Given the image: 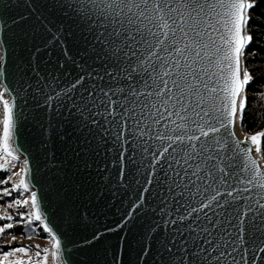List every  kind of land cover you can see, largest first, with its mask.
<instances>
[{"label":"snow or ice","instance_id":"6c2138e0","mask_svg":"<svg viewBox=\"0 0 264 264\" xmlns=\"http://www.w3.org/2000/svg\"><path fill=\"white\" fill-rule=\"evenodd\" d=\"M24 5L29 12L11 21L0 9V35L5 37L0 38V159L6 161L0 169L15 168L20 158L16 140L27 99H36L48 112L52 101L59 100L52 114L64 108L80 118L78 126L90 133L85 147L119 128L114 138L132 144L131 157L147 159V165H141L148 170L143 191L155 188L172 226L171 236L157 250L159 260L152 257L154 264H264V165L244 155L255 151L264 159V131L243 140L234 131L238 121L244 126L247 92L254 80L244 55L253 39L247 29L255 0H24ZM45 12L86 21L81 74L59 90L32 76L42 46L29 45L28 39L35 40L37 29L48 31L41 21ZM8 39L14 40L10 54L4 47ZM61 55L75 63L66 49ZM261 89L253 93L257 99L264 97V85ZM241 143L252 147L242 150ZM120 157L123 161L122 150ZM30 171L25 158L19 171L0 181L8 184L20 177L14 189L0 196L21 189L28 193V199L17 196L6 207H25V212L17 211L14 223L28 227L38 222L26 237L38 236L42 226L51 247H18L0 255V264H32L33 248L38 262L47 264L49 255L62 260V237L42 208L43 197L34 190ZM118 175L123 179V164ZM52 179L55 186L60 177L54 174ZM4 218L13 221L14 215ZM127 219L95 231L84 243L95 245L125 227ZM14 223L0 225V237ZM150 251L145 243L138 264ZM110 264H124L121 246Z\"/></svg>","mask_w":264,"mask_h":264},{"label":"water","instance_id":"95a60500","mask_svg":"<svg viewBox=\"0 0 264 264\" xmlns=\"http://www.w3.org/2000/svg\"><path fill=\"white\" fill-rule=\"evenodd\" d=\"M0 9H4L3 18L7 21L29 12L24 0H0ZM71 11L69 8L68 12ZM44 16L48 19H44ZM41 21L48 31L37 29L35 40L28 39L29 45L35 43L42 46L41 54L34 61L36 71L32 76L44 78V83L51 82L52 87L59 90L81 74L79 65L85 63L81 56L86 58L83 40L87 34L86 21H77L71 15L62 16L61 12L55 16H48L45 12ZM31 23H35V20H31ZM53 35L57 39H53ZM0 38L5 37L0 35ZM45 40L49 43L45 44ZM10 44L14 45V40L8 39L4 46L8 54L12 51ZM249 46L244 55V64ZM45 49L51 50V54L45 55ZM63 49L67 50L69 57L74 58L75 63L61 55ZM16 51L19 53V49ZM91 63L89 60L88 64ZM61 64L63 68L59 66ZM88 70L85 66L84 72ZM32 82L35 84V79ZM57 103L59 100H53L52 111L48 112L45 111L46 106H37V100L29 97L22 105L16 140V147L20 150L17 162L23 165L27 158L34 190L38 197H43L42 208L53 229L62 237V260L54 261V264H110L117 246L122 247L124 264H138L145 243L151 247V251L139 264H154L152 257L159 260L157 250L171 236L172 226L168 222L169 216L165 215L168 209L161 210L160 197L155 188L149 186L147 192L143 191L148 170L141 165H147V159L131 157L132 144H122L121 140L114 138L119 128H114L105 138L97 136L90 147H85L86 138L90 139L89 131L82 130L78 126L80 118L64 108L53 115ZM96 127L93 126V131ZM234 131L239 140L247 136L242 133L239 121ZM127 136L128 129L125 127L124 137ZM239 147L243 150L252 145L241 143ZM121 150L124 153L123 161ZM244 155L246 159L255 158L264 165V160L255 151L250 157L247 153ZM122 164L123 179L118 175ZM54 174L60 177L55 186L52 179ZM126 216L125 227L107 233L95 245L84 243L95 231L114 228ZM42 230L45 232L43 227ZM122 234L124 242L121 245Z\"/></svg>","mask_w":264,"mask_h":264},{"label":"trees","instance_id":"16d2710c","mask_svg":"<svg viewBox=\"0 0 264 264\" xmlns=\"http://www.w3.org/2000/svg\"><path fill=\"white\" fill-rule=\"evenodd\" d=\"M256 6L251 10V21L249 24L248 32L252 35L253 39L247 51L250 55L247 66L250 67L253 64H259L264 58V0H255ZM254 53V54H253ZM253 74V82L248 88V105L243 114V127L241 131L243 134H258L264 131V97L257 99L253 93L260 92L261 85H264V73ZM256 101L255 103L253 101ZM264 151V146H262ZM264 160V159H263ZM7 176L5 172H0V181H3ZM2 185V184H0ZM2 205H5V201H1ZM7 224L6 221L0 218V225ZM5 234L24 236V231L21 227H12L7 230ZM8 247H2L0 244V253L7 252Z\"/></svg>","mask_w":264,"mask_h":264},{"label":"rangeland","instance_id":"374dc122","mask_svg":"<svg viewBox=\"0 0 264 264\" xmlns=\"http://www.w3.org/2000/svg\"><path fill=\"white\" fill-rule=\"evenodd\" d=\"M250 55H248L246 53L245 56V65L247 66V63L249 61ZM261 63L259 64H253L252 66L248 67L247 69L251 72V73H255V74H261L264 73V58H262ZM253 75V74H252ZM249 96L248 92H247V97ZM2 106H0V119H2ZM252 134H247V136H251ZM0 136H2V124H0ZM7 160H11V158H7ZM6 161L4 159H0V164H5ZM16 164V167L13 168L10 165L6 166V170L5 169H0V172H5L7 174V176H11L12 172L14 171H19L20 167L23 166L20 162H14ZM20 177L16 176L13 177L8 184H2L0 185V193H3L5 189L7 188H15V185L19 182ZM17 196H23L24 199H28L29 198V194L28 193H24L23 190L21 189L19 192L17 191H13L11 194H5L0 196V218L3 219L4 221H6V223H14L15 221L19 220V215H17V211L20 213H23L26 211L25 207H19L17 208L16 205H13L12 208H7L6 204L8 203H12V201L17 198ZM1 201H5V205L1 204ZM8 214H13L14 215V220L13 221H9L6 218V215ZM36 223L38 222H34L32 225H29L28 227H25L23 225H16L14 223L13 227H21L24 231V236H16V240L13 242L11 237L12 235H8V234H3L2 237H0V244L2 247H8L9 250H13L15 248L18 247H22V246H35V245H40L41 249L43 248H50L51 247V242H50V237L42 230V227L37 228V232L39 233L38 236L32 238V239H28L26 237V233L28 232V228L29 227H36ZM7 231V230H6ZM5 231V232H6ZM7 251V252H8ZM35 249L33 248V252L31 253V261L32 264H44L43 260H39L38 262V258L35 257L34 255ZM3 253L6 252H2L0 253V255H2ZM22 254H17V258L21 257ZM42 256L44 255L43 253L41 254ZM17 258H10V259H17ZM27 259V258H25ZM47 264H54V260L51 257V255H49L48 257V261Z\"/></svg>","mask_w":264,"mask_h":264}]
</instances>
